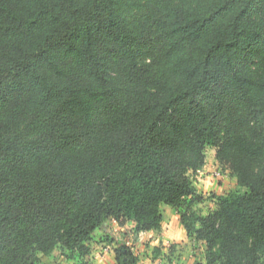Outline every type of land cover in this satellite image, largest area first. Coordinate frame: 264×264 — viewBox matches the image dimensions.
<instances>
[{"label": "trees", "instance_id": "1", "mask_svg": "<svg viewBox=\"0 0 264 264\" xmlns=\"http://www.w3.org/2000/svg\"><path fill=\"white\" fill-rule=\"evenodd\" d=\"M206 147L238 191L202 215ZM162 206L206 264H264V0H0V264H91Z\"/></svg>", "mask_w": 264, "mask_h": 264}, {"label": "rangeland", "instance_id": "2", "mask_svg": "<svg viewBox=\"0 0 264 264\" xmlns=\"http://www.w3.org/2000/svg\"><path fill=\"white\" fill-rule=\"evenodd\" d=\"M215 152L216 149L206 147V163L203 169L200 173L190 174L193 185L196 188L197 195L201 198L200 202H197L195 205L189 208L192 212H212L217 208V196H225L231 192L238 191L235 178L230 174L228 168L222 167L218 164L215 159ZM217 173L218 176L216 175ZM186 205L182 208V211L186 208ZM107 226L112 231L114 230L113 228L117 227V223L115 221H110ZM121 229L117 230L119 232L116 233L117 235H107L101 230L94 232L89 242L90 253L85 258V260L91 263V259L95 253L101 256L103 251L108 249V247V250L111 251V255H114V250L117 246V242L119 241L123 242L127 246H132V252L134 254L136 253L138 256L141 255L142 258L146 257V259L149 261L155 260L156 257H158H154L153 251L147 245L141 246L143 247L142 249L141 247L136 249V245H132L134 244L135 240L129 239L130 225L128 223ZM146 251L149 252V255H146ZM79 259L80 258L77 254L62 253L59 249H56L50 256H40L39 264H75L77 261H79Z\"/></svg>", "mask_w": 264, "mask_h": 264}, {"label": "crops", "instance_id": "3", "mask_svg": "<svg viewBox=\"0 0 264 264\" xmlns=\"http://www.w3.org/2000/svg\"><path fill=\"white\" fill-rule=\"evenodd\" d=\"M161 213L162 222L159 229L140 233L136 236L134 244H132L136 245V249L147 245L153 251L154 257H158L149 261L146 257L142 258L141 255L138 256L135 253L138 259L137 264H155L159 259L166 260V264H206L204 243L186 235L184 228L180 224L179 214L168 206H162ZM207 213L202 212L200 214L205 215ZM129 225L131 228V224ZM121 228L117 225L116 228H113V231L117 232ZM129 237V239H133V236ZM108 249H105L101 256L95 253L91 259V264H114V255H111V251ZM131 249H133L132 246ZM147 254L149 255L148 251H146Z\"/></svg>", "mask_w": 264, "mask_h": 264}, {"label": "built area", "instance_id": "4", "mask_svg": "<svg viewBox=\"0 0 264 264\" xmlns=\"http://www.w3.org/2000/svg\"><path fill=\"white\" fill-rule=\"evenodd\" d=\"M216 175L218 176V173ZM155 264H166V262L163 259H159L155 262Z\"/></svg>", "mask_w": 264, "mask_h": 264}]
</instances>
